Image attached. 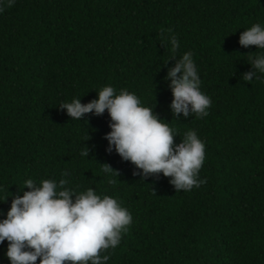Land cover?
<instances>
[{"label": "trees", "instance_id": "16d2710c", "mask_svg": "<svg viewBox=\"0 0 264 264\" xmlns=\"http://www.w3.org/2000/svg\"><path fill=\"white\" fill-rule=\"evenodd\" d=\"M255 23H264V0L5 4L0 220L15 195L30 190L23 189L27 179H67L77 193L93 188L116 198L133 217L120 244L100 251L110 257L107 264H264V75L250 82L242 77L253 70L248 58L264 50L239 43ZM168 29L179 42L175 53L161 35ZM189 51L201 91L212 100L203 118L174 117L170 107L174 96L165 77ZM105 86L135 93L170 123L176 144L195 130L205 142L198 179L206 182L177 192L163 173L143 176L114 148L108 151L107 110L75 120L60 107L75 98L91 102ZM105 163L113 173L103 171ZM8 243L0 244V264H11Z\"/></svg>", "mask_w": 264, "mask_h": 264}, {"label": "clouds", "instance_id": "9594fccd", "mask_svg": "<svg viewBox=\"0 0 264 264\" xmlns=\"http://www.w3.org/2000/svg\"><path fill=\"white\" fill-rule=\"evenodd\" d=\"M14 2L0 0V11L5 4L11 6ZM167 32V36L161 33L163 41L169 42L175 53L179 42L172 29ZM239 43L264 50V23L245 29ZM248 61L253 70L243 74L245 81L259 78L257 73L264 75V51L250 56ZM165 80L170 81L174 96L170 105L174 117L183 113L184 117L196 114L203 118L209 114L212 100L201 91V78L192 52H185L169 68ZM60 107L75 120H81L86 113L101 115L107 110L111 128L105 137L108 151L114 148L124 160L142 170L143 176L163 173L172 178L177 192L190 191L206 182L198 179L205 161V142L195 130H190L176 144L174 138L178 133L169 127L170 123L161 119L154 109L144 106L135 93L124 89L117 94L112 86H105L91 102L85 104L81 98H75ZM81 154L89 156V148ZM103 171L111 174L114 170L105 163ZM68 183L67 179L58 183L47 179L40 183L32 179L24 182L23 189L30 190L22 196L17 193L6 218L0 220V244L9 242L5 255L11 264H37L38 258L39 264H107L110 257H101L100 251L120 244L133 217L116 198L101 197L93 188L77 193L66 187Z\"/></svg>", "mask_w": 264, "mask_h": 264}]
</instances>
